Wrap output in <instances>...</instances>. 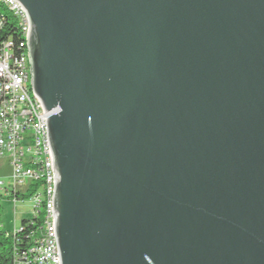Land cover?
Segmentation results:
<instances>
[{
	"label": "water",
	"instance_id": "1",
	"mask_svg": "<svg viewBox=\"0 0 264 264\" xmlns=\"http://www.w3.org/2000/svg\"><path fill=\"white\" fill-rule=\"evenodd\" d=\"M14 1L60 264H264V0Z\"/></svg>",
	"mask_w": 264,
	"mask_h": 264
},
{
	"label": "built area",
	"instance_id": "2",
	"mask_svg": "<svg viewBox=\"0 0 264 264\" xmlns=\"http://www.w3.org/2000/svg\"><path fill=\"white\" fill-rule=\"evenodd\" d=\"M28 33L29 22L22 7L14 0H0V159L6 158L11 172L10 182L0 180V198H9L14 207L26 200L29 203L25 225L32 230L25 237L30 242L20 247L19 236L14 240V264H60L53 158L44 109L30 87ZM31 189L28 199L21 198ZM26 226L20 222L7 235H20Z\"/></svg>",
	"mask_w": 264,
	"mask_h": 264
},
{
	"label": "rangeland",
	"instance_id": "3",
	"mask_svg": "<svg viewBox=\"0 0 264 264\" xmlns=\"http://www.w3.org/2000/svg\"><path fill=\"white\" fill-rule=\"evenodd\" d=\"M10 167L6 158L0 159V180L4 183L10 182ZM29 203L26 200L24 204L17 203L14 207L13 202L8 199L0 198V222L1 228L8 231L13 230L14 226L17 228L24 217H28Z\"/></svg>",
	"mask_w": 264,
	"mask_h": 264
},
{
	"label": "trees",
	"instance_id": "4",
	"mask_svg": "<svg viewBox=\"0 0 264 264\" xmlns=\"http://www.w3.org/2000/svg\"><path fill=\"white\" fill-rule=\"evenodd\" d=\"M10 20V19H9ZM12 25V23L8 24V26ZM12 32V28H8V31ZM16 40V39H15ZM18 40V38H17ZM33 192V189L29 190L27 193L21 194V198L28 199ZM28 222V218H23L21 223L26 226ZM26 224V225H25ZM32 230V227L26 226L25 231L20 235L12 236L11 233L7 235V231L1 229L0 222V264H14L13 261V243L14 240L19 236L21 239V243L19 246H26L27 243L30 242L25 236Z\"/></svg>",
	"mask_w": 264,
	"mask_h": 264
},
{
	"label": "crops",
	"instance_id": "5",
	"mask_svg": "<svg viewBox=\"0 0 264 264\" xmlns=\"http://www.w3.org/2000/svg\"><path fill=\"white\" fill-rule=\"evenodd\" d=\"M15 227V226H14ZM2 229V228H1ZM3 230H6V229H3ZM6 231H8V230H6Z\"/></svg>",
	"mask_w": 264,
	"mask_h": 264
}]
</instances>
